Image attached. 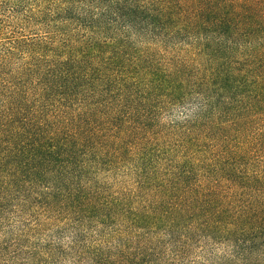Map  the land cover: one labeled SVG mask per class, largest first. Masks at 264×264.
I'll list each match as a JSON object with an SVG mask.
<instances>
[{
	"label": "trees",
	"instance_id": "trees-1",
	"mask_svg": "<svg viewBox=\"0 0 264 264\" xmlns=\"http://www.w3.org/2000/svg\"><path fill=\"white\" fill-rule=\"evenodd\" d=\"M0 264H264V0H0Z\"/></svg>",
	"mask_w": 264,
	"mask_h": 264
}]
</instances>
